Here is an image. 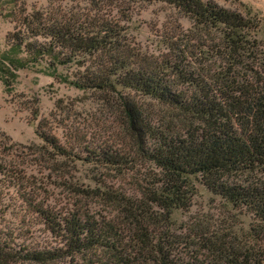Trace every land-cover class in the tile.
Listing matches in <instances>:
<instances>
[{
    "label": "trees",
    "instance_id": "16d2710c",
    "mask_svg": "<svg viewBox=\"0 0 264 264\" xmlns=\"http://www.w3.org/2000/svg\"><path fill=\"white\" fill-rule=\"evenodd\" d=\"M138 1L167 4L190 25L165 28L148 50L101 7L57 20L7 12L16 28L0 52L5 90L18 70L44 64L114 99L120 131L102 145L74 131L43 138L52 154L124 172L132 186L102 189L93 175L94 187L57 183L70 192L59 198L0 162V264H264V17L215 0ZM199 190L215 212L178 222ZM90 197L115 214L91 210Z\"/></svg>",
    "mask_w": 264,
    "mask_h": 264
},
{
    "label": "rangeland",
    "instance_id": "374dc122",
    "mask_svg": "<svg viewBox=\"0 0 264 264\" xmlns=\"http://www.w3.org/2000/svg\"><path fill=\"white\" fill-rule=\"evenodd\" d=\"M219 5L245 12L246 6L264 17V0H215ZM12 5L0 0V52L10 44L7 39L16 25L7 12L15 11L17 16L40 12L47 19L78 16V14L101 7L113 16L123 15L121 25L128 26L130 39L148 50L161 47L159 36L169 27L186 29L190 23L174 8L160 2L138 0H17ZM21 14V15H20ZM18 18V17H16ZM177 25V26H176ZM9 38V37H8ZM42 65L32 66L16 72L11 88L5 90L0 80V162L8 166L24 168L28 174L41 178L43 185L59 198H66L70 192L63 186L94 187L93 175L102 183V189L112 186L121 191L130 186L126 174L102 171L90 165L78 164L56 155L45 144L43 136H54L62 141L63 136L74 131L83 138L82 142L100 144L107 137L113 138L120 131L118 105L112 98H105L92 91H82L62 83L43 71ZM73 68L58 67L61 75L73 72ZM157 106L147 110L156 111ZM102 145V143H101ZM43 186V187H44ZM207 193L199 190L193 198L189 211L178 212L175 219L186 222L207 212H215ZM102 197L88 198L83 203L98 213L111 211ZM111 211V212H110ZM202 215V214H201Z\"/></svg>",
    "mask_w": 264,
    "mask_h": 264
}]
</instances>
